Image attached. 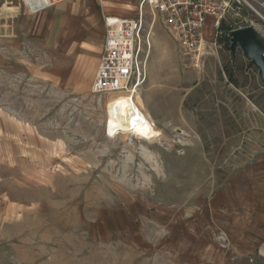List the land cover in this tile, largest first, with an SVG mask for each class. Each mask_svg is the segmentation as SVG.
Returning a JSON list of instances; mask_svg holds the SVG:
<instances>
[{
    "label": "rangeland",
    "instance_id": "obj_1",
    "mask_svg": "<svg viewBox=\"0 0 264 264\" xmlns=\"http://www.w3.org/2000/svg\"><path fill=\"white\" fill-rule=\"evenodd\" d=\"M5 2L0 264H264V83L228 36L252 22L264 44L255 14L214 43L208 18L198 65L155 21L139 94L162 137L145 141L106 137L91 92L103 19L135 0Z\"/></svg>",
    "mask_w": 264,
    "mask_h": 264
},
{
    "label": "built area",
    "instance_id": "obj_2",
    "mask_svg": "<svg viewBox=\"0 0 264 264\" xmlns=\"http://www.w3.org/2000/svg\"><path fill=\"white\" fill-rule=\"evenodd\" d=\"M21 1L33 13L40 11L41 2H44ZM240 7H246L264 25V0H138L133 18L104 17V39L91 92L109 98L119 94L132 97L140 91L147 76L145 51L150 46L147 35L155 21L172 36L179 52L198 65L204 54L202 31L206 20L213 19L214 43L221 33L222 23L233 15L240 17L236 11ZM250 25L256 29L254 23ZM104 133L111 138L121 131L115 125H107Z\"/></svg>",
    "mask_w": 264,
    "mask_h": 264
},
{
    "label": "bare ground",
    "instance_id": "obj_3",
    "mask_svg": "<svg viewBox=\"0 0 264 264\" xmlns=\"http://www.w3.org/2000/svg\"><path fill=\"white\" fill-rule=\"evenodd\" d=\"M17 8L9 7L8 3L5 2V4L1 6L0 10L2 14L10 15V13H14ZM254 26L258 31H260V26L258 24H254ZM152 27L153 26H150L151 29L147 35L149 45ZM203 34L210 37V33L207 32V24L204 25V29L202 31V37L206 41ZM105 110L106 116L104 129H106L107 125L108 127L115 125L120 128V134H130L135 138L145 141H155L162 135V132L153 124L151 118L149 117L139 92L135 93L132 97L125 94L109 97L105 103Z\"/></svg>",
    "mask_w": 264,
    "mask_h": 264
},
{
    "label": "water",
    "instance_id": "obj_4",
    "mask_svg": "<svg viewBox=\"0 0 264 264\" xmlns=\"http://www.w3.org/2000/svg\"><path fill=\"white\" fill-rule=\"evenodd\" d=\"M229 48L233 53L240 48L243 54L257 67L258 76L264 83V44L249 25L229 32Z\"/></svg>",
    "mask_w": 264,
    "mask_h": 264
},
{
    "label": "crops",
    "instance_id": "obj_5",
    "mask_svg": "<svg viewBox=\"0 0 264 264\" xmlns=\"http://www.w3.org/2000/svg\"><path fill=\"white\" fill-rule=\"evenodd\" d=\"M137 5H138V0H135V9H134V14L132 16H129V17H127V16H120V15H110V16H117V17H121V18H133V17L136 16V8H137ZM103 27H104V24H103ZM203 29H204V27H203ZM104 32H105V29H104ZM204 37H205V35H204ZM103 39H104V37H103ZM101 48H102V44H101ZM100 54H101V50H100ZM100 54H99V57H100ZM99 57H98V59H99ZM98 59H97V62H98ZM96 65H97V63H96Z\"/></svg>",
    "mask_w": 264,
    "mask_h": 264
},
{
    "label": "trees",
    "instance_id": "obj_6",
    "mask_svg": "<svg viewBox=\"0 0 264 264\" xmlns=\"http://www.w3.org/2000/svg\"><path fill=\"white\" fill-rule=\"evenodd\" d=\"M222 28V27H221Z\"/></svg>",
    "mask_w": 264,
    "mask_h": 264
}]
</instances>
